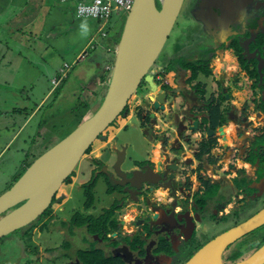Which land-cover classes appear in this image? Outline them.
I'll list each match as a JSON object with an SVG mask.
<instances>
[{
    "label": "flooded vegetation",
    "instance_id": "obj_1",
    "mask_svg": "<svg viewBox=\"0 0 264 264\" xmlns=\"http://www.w3.org/2000/svg\"><path fill=\"white\" fill-rule=\"evenodd\" d=\"M181 13L197 27L185 28L178 53L165 51L161 66L150 70L158 89L168 92L165 109L175 112L168 119L180 121L181 139H166L169 131L156 128L158 159L152 160L147 148L146 156L125 158L116 172L112 150L113 159L88 155L80 160L81 168L65 184L77 182L71 187L86 200L91 192L93 209L84 201L67 214L73 190H58L42 214L13 231L26 240L33 228L40 241L36 250L14 252L4 257L6 264H184L208 241L259 210L207 237L208 228L264 197V147L259 146L264 141V0H184ZM156 71L165 85H158ZM146 94L133 109L145 137L158 123H149ZM243 163L250 164L251 177ZM134 170L140 173L132 175ZM131 175L135 185L128 192ZM101 182L105 198L97 209L94 190ZM157 190L165 193L163 200ZM138 197L146 200L136 202ZM261 227L258 236L240 245V253L233 251L236 241ZM242 237L222 252L223 262L257 250L264 243V223Z\"/></svg>",
    "mask_w": 264,
    "mask_h": 264
},
{
    "label": "water",
    "instance_id": "obj_2",
    "mask_svg": "<svg viewBox=\"0 0 264 264\" xmlns=\"http://www.w3.org/2000/svg\"><path fill=\"white\" fill-rule=\"evenodd\" d=\"M183 1H133L119 33L109 80L98 107L69 134L37 156L12 185L0 194V239L28 226L45 211L86 150L96 139H106L104 132L111 124H115L118 116L127 115L128 102L137 93L143 81L149 87L144 97L146 110L150 111L149 117L152 118L149 123H165V128L169 131L165 138L181 139L180 121L177 116L168 119L169 115H175V112L168 113V109H165L168 92L158 89L150 70L163 50ZM158 112L162 116H157ZM138 129L142 130L140 124ZM169 141L171 142V139ZM181 146L178 141L177 147ZM259 146L264 147V141ZM113 151L117 158L113 169L118 170L126 158L125 146ZM111 155L114 154L109 152L108 156ZM137 171L134 170L132 175ZM132 175L128 181L131 186L126 187L128 192L135 185ZM140 200L145 201L146 198L138 197L135 201ZM263 223L264 207L208 241L184 264H263L264 243L246 258L227 263L221 260V254L227 246Z\"/></svg>",
    "mask_w": 264,
    "mask_h": 264
},
{
    "label": "crops",
    "instance_id": "obj_3",
    "mask_svg": "<svg viewBox=\"0 0 264 264\" xmlns=\"http://www.w3.org/2000/svg\"><path fill=\"white\" fill-rule=\"evenodd\" d=\"M110 18L103 26V35L99 32L100 22L78 15L71 1L0 0V102L5 97L16 100L10 102L11 109H0V156L20 138L45 99L54 93L56 98H74L73 109L98 107L122 28L110 24ZM82 22L87 24L86 28L81 27ZM55 77L59 78L57 84L52 82ZM237 94L241 99L242 94ZM31 97L37 102L30 101ZM136 101L138 104L142 98ZM132 110L124 117H133ZM118 127H121L119 122ZM158 127L165 128V123H157L153 131L143 136L152 160L159 157V143L153 145L152 138ZM118 140L111 136L102 151L91 155L106 159L111 150L120 148ZM125 157L131 159L127 157V144ZM27 166L23 162L20 172ZM243 166L251 177L250 164L243 163Z\"/></svg>",
    "mask_w": 264,
    "mask_h": 264
},
{
    "label": "rangeland",
    "instance_id": "obj_4",
    "mask_svg": "<svg viewBox=\"0 0 264 264\" xmlns=\"http://www.w3.org/2000/svg\"><path fill=\"white\" fill-rule=\"evenodd\" d=\"M127 13L128 12H124L121 15L113 13L111 15L109 23L118 25L119 28H121L123 26ZM197 25L198 23L193 18L187 19V17L184 16V13H181V15L179 14L176 23L174 24L170 35L165 42L163 50L161 51L160 55L158 56V59L155 61L151 69L155 70L157 66H161L162 62L160 59L163 57V55H165V51L170 54L176 55L181 49L180 41L181 36L184 34L183 30L186 28L187 31H193L195 30ZM156 75L157 82L159 83L158 85H165L166 79L163 77V75L160 72L158 73L157 71ZM36 87H38V85L35 86V88ZM148 91V85L146 84V82H142L138 88L137 93L134 94L128 102L129 113H131V109H136V100L141 98ZM35 93L37 95L36 89ZM55 94L56 93L45 99L38 113L35 115L33 121L28 124L29 126L26 127L25 131L20 136V138L13 142L11 145H9L6 149V153L0 156V194L5 192L12 185L11 182H13L14 177L18 176L23 162L25 164L30 165L38 155H40L46 149L50 148L60 139L69 134L89 113L95 110L86 109L82 114L83 117L77 118V114L81 113L82 109H77L76 111L75 109H73L74 105L72 103L75 102V99L72 98L69 100L66 98L61 99V97L56 98L57 94ZM14 101H16L15 98L5 97L4 101L0 102V109H11L10 102L12 103ZM30 101L37 102V99L31 97ZM28 103L29 102H26V109L29 108ZM31 106L33 107L34 105L31 104ZM116 120L117 122H119V125L121 127L119 128L117 124H111L104 132L106 138L110 139L111 136H116L117 139H119L117 146L120 145V147L122 143H124L125 145L127 144V157H131L132 159H139L146 156L144 149H146L147 145L144 141L143 134L141 133L140 129H138V121L132 116L124 117L122 115L118 116ZM106 143L107 142H104V139H96L92 143V150L88 154L91 155L99 153L100 150L102 151ZM85 157L87 159V156H85L84 154V156L81 158V161H85ZM111 159H113V155H111ZM79 166L80 163L74 169V172L72 173L71 177L73 176V174H75L76 170L79 171V169L81 168H78ZM72 185H74V187H77L79 184L77 182H74L73 184L66 185L65 182H63L59 190L61 189L63 191L69 192L70 188H72ZM103 189L104 184L101 182L100 184H97V188L94 190V206L97 209H99V207H101L104 202L105 194ZM72 190L73 198L70 203L66 205L67 214H69V212L71 211L70 208L72 206L77 209V207L80 206L84 201L86 202L87 206H91V200H86V198H84V195H82L80 189L72 188ZM262 205H264V197H262L261 200L247 204L245 210L240 213L241 215H235V217L233 216L232 218L228 219L225 223L219 224L218 227H213L211 229L208 228L206 232L207 237H210L215 233L226 229L229 226H233L240 220L244 219L250 214L255 213L258 209L262 208ZM89 208L91 210L93 209V206ZM98 212L99 210L97 211V213ZM70 215H72V212ZM262 228L263 227L255 230L253 234H248L242 237L240 240L236 241L233 251H237L240 253V251H238L240 245L243 242H248L249 238L253 236H258L262 231ZM33 231L34 229L31 228L26 240L24 239V237L21 239L19 232H11L10 234L2 237L0 239V264L9 263L8 259L6 260L4 257H11L13 255L12 253H18L21 249H25V247L30 249V251H35L36 243L38 244L40 241L39 238H37V236L33 234ZM6 250H8L9 255H5ZM2 253L4 256H2ZM22 259L25 261L26 258Z\"/></svg>",
    "mask_w": 264,
    "mask_h": 264
},
{
    "label": "built area",
    "instance_id": "obj_5",
    "mask_svg": "<svg viewBox=\"0 0 264 264\" xmlns=\"http://www.w3.org/2000/svg\"><path fill=\"white\" fill-rule=\"evenodd\" d=\"M71 1L75 4L77 14L83 17L92 18L100 22L99 32L104 35L103 26L113 13L122 14L128 12L134 0H61ZM65 66H68L67 64ZM65 75V72H62ZM59 78L52 79L57 84Z\"/></svg>",
    "mask_w": 264,
    "mask_h": 264
},
{
    "label": "trees",
    "instance_id": "obj_6",
    "mask_svg": "<svg viewBox=\"0 0 264 264\" xmlns=\"http://www.w3.org/2000/svg\"><path fill=\"white\" fill-rule=\"evenodd\" d=\"M158 3V2H157ZM157 6L159 7V3L157 4ZM118 39H119V34H118V36H117V38H116V41H118ZM77 109H75V111H76ZM86 109H82V112L81 113H78L77 114V118H81V117H83V112L85 111ZM92 150V146H90L87 150H86V152H85V154H87V153H89L90 151ZM24 170V169H23ZM22 170V171H23ZM22 171L21 172H19V174H18V176H16V177H14V180H13V182L21 175V173H22ZM13 182H11V184L13 183ZM93 196H92V193L91 192H88L87 193V200H91V202H92V198Z\"/></svg>",
    "mask_w": 264,
    "mask_h": 264
},
{
    "label": "clouds",
    "instance_id": "obj_7",
    "mask_svg": "<svg viewBox=\"0 0 264 264\" xmlns=\"http://www.w3.org/2000/svg\"><path fill=\"white\" fill-rule=\"evenodd\" d=\"M81 27L86 28L87 27V24L82 22ZM227 131H229V132L231 131V126H229V128L227 129ZM164 196H165V193H162L159 190H157V198L158 199L163 200Z\"/></svg>",
    "mask_w": 264,
    "mask_h": 264
}]
</instances>
